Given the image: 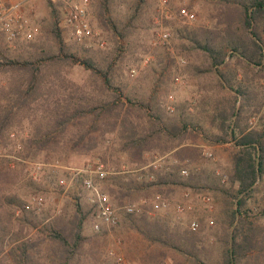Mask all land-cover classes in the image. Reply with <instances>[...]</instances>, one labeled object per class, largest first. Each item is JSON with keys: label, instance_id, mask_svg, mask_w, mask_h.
<instances>
[{"label": "rangeland", "instance_id": "374dc122", "mask_svg": "<svg viewBox=\"0 0 264 264\" xmlns=\"http://www.w3.org/2000/svg\"><path fill=\"white\" fill-rule=\"evenodd\" d=\"M48 2L51 3L50 0L25 3L26 14L41 26L43 34L35 40V47L30 42L20 44L16 49L8 48L9 57H29L39 51L59 54L60 59L47 64L40 73L43 86L39 91L49 98L59 101L66 97L75 102L78 97H83L93 104L113 95L120 98L119 102L127 103L129 99L138 105H151L162 117L165 130L160 133L157 144L144 152V159L152 161L166 153L177 158L176 150L191 148L185 154L182 151L183 158L177 159L188 165L192 176L187 179L179 175V180L188 183L186 185L163 187L162 193L171 204L170 217L152 218L163 219L172 228L177 225L187 228L191 220H196L201 232L200 262L194 263L157 244L149 246L124 221V213L114 229L97 236L92 228L96 217L91 212L81 226L85 237L82 245L64 264H220L225 233L219 223L225 217L223 210L236 200L233 195L237 184L230 181L234 143L229 134L236 118L229 115L234 92L221 86L220 77L215 73V67H210L206 54L193 49L189 41L193 31L217 25L216 4L208 0H165L163 3L160 0H110L103 8L101 17L106 25L102 26L97 14L103 0H92L94 24L104 37L106 47L87 49L74 43L60 28L65 50L72 56L66 57L58 51L59 42L49 32L52 17ZM190 14L192 18L188 17ZM162 31L169 33L166 40L159 37ZM262 34L264 37V27ZM0 38L5 45L1 33ZM88 59L94 62L91 68L84 64ZM104 61L112 64L107 78L102 77L103 71L97 70ZM219 69L235 86L244 85L251 90L250 104L240 117L241 127H260L264 123V69L230 55ZM8 89V78L0 73V106L6 103ZM42 94L40 98H43ZM239 103L240 98L236 107ZM15 111L12 125L0 135V217L12 236L35 238L36 229L42 224L57 217H69L79 207L87 213V192L73 176L72 169L96 160L105 162L112 171L137 167L121 150L116 131L100 136L97 145L84 153L52 142L42 146L45 136H41L47 117L40 111L34 114L25 108ZM146 112V109H137L131 113V119L140 125L139 128L147 127L149 123ZM223 119L229 124L226 139L215 141V136L224 135L220 130ZM174 126L182 127L181 133L169 135L166 127L172 131ZM73 129L77 130L76 127ZM10 133H14L13 138ZM116 175H125L127 179L134 177L132 173H120L112 174L108 179ZM100 185L112 198L114 196L115 202L120 198L132 202L142 194L151 198L156 192L155 187L137 190L132 183L133 189L128 194L111 195L108 191L112 187L110 180ZM185 192L189 196L183 198ZM203 194L209 196L208 203L201 200ZM12 197L21 202L20 207L7 203L6 200ZM180 202L184 203V212L175 221L174 207ZM248 206L252 208L253 219L264 231V190L251 196ZM23 215L26 220L22 219ZM38 240L40 255L48 260L52 252L47 236L40 235ZM111 249L122 257L120 263L108 253Z\"/></svg>", "mask_w": 264, "mask_h": 264}, {"label": "trees", "instance_id": "16d2710c", "mask_svg": "<svg viewBox=\"0 0 264 264\" xmlns=\"http://www.w3.org/2000/svg\"><path fill=\"white\" fill-rule=\"evenodd\" d=\"M109 1L103 0L99 6L97 18L102 26L106 25L101 17L103 8ZM208 1L216 4L218 9L217 25L213 28L201 27L193 31L189 41L193 49L201 50L206 54L210 67H215V73L220 77L221 86L234 92L229 115L236 116L234 128L229 133L234 143L230 181L237 184L233 195L236 200L223 210L225 217L219 223L225 233L220 264H264V231L253 219L252 208L248 206L251 196L264 190V123L257 128L241 127L240 117L250 104L251 90L244 85L235 86L231 79L225 77V73L219 69L228 55L236 56L248 65L264 69L262 34L264 0ZM48 6L52 17L49 32L59 42L58 51L66 57H72L68 55L60 38L61 30L56 25V6L52 2H48ZM0 42V73L6 75L9 86L6 103L0 106V135L12 125L15 110L25 108L34 114L40 111L39 113L48 119L42 131L41 137L45 136L42 146L52 142L54 145L62 144L74 151L84 153L97 145L100 136L109 131H116L121 150L127 153L130 163L139 167L149 162L146 158L144 159L143 154L152 144H157L160 133L165 130L162 117L157 111H153L151 105L145 103L138 105L129 99L127 103L119 102L120 98L116 99L113 95L111 98L99 99L93 104L83 97H78L75 102L66 97L59 101L53 97L49 98L39 91L43 86L40 73L48 66L47 64L59 60V54L49 55L39 51L29 57L11 58L8 55L10 51L6 45L2 44L1 38ZM30 45L35 47L37 43L34 41ZM84 64L91 68L94 62L88 59L84 61ZM111 66L110 61H104L102 67H97V70L103 71L105 74L102 77L107 78ZM40 94L43 98H40ZM238 98L240 103L236 107ZM137 109L141 111L146 109L145 114L149 121L147 127L139 128L140 125L135 124L131 119V113ZM228 127L229 124L223 119L220 122V130L224 132V135L215 136V141L226 139ZM166 130L170 133L169 135H178L182 127L174 126L172 131L166 127ZM182 151L185 154L191 151V148L176 150L175 156L178 159L183 158ZM179 168L180 165H174L171 172H157L155 180L150 182H138L135 177L127 179L125 175L112 176L105 181L110 180L112 187L108 191L111 195L117 192L123 196L128 194L129 190L133 189L132 183L137 186V190L146 191L155 187L156 192L162 193L163 187L188 184L179 180ZM191 178L189 174L187 179ZM223 191L227 192L224 189ZM146 195L142 194L139 197ZM6 201L16 207L21 206V202L15 197L8 198ZM116 202L119 205L124 203L121 198ZM91 212L90 207L87 213L82 212L79 207L69 217H57L37 228L35 238L12 236L0 217V264H64L74 256L76 248L82 245L85 237L81 233V226ZM22 219L26 220L25 215ZM124 221L130 228L135 229L149 246L157 244L185 260L200 262V229L193 231L179 225L172 228L163 219L152 218L145 212L124 214ZM95 233L99 236L106 234V231ZM40 235H46L50 243L52 253H49L48 260L40 255L38 240Z\"/></svg>", "mask_w": 264, "mask_h": 264}, {"label": "built area", "instance_id": "2783aa9c", "mask_svg": "<svg viewBox=\"0 0 264 264\" xmlns=\"http://www.w3.org/2000/svg\"><path fill=\"white\" fill-rule=\"evenodd\" d=\"M57 9V25L65 31L69 38L76 44L87 49H104L106 41L94 24V12L92 0H50ZM162 3L165 0H160ZM29 0H0V33L9 49H16L20 44L34 42L41 34V26L30 18L26 12L25 3ZM192 18L193 15H188ZM169 33L162 31L159 37L166 40ZM13 138L14 133H10ZM17 147H19L17 145ZM211 156V153H208ZM174 165H180L179 175L187 177L190 174L188 165L184 161L170 156L169 153L160 155L147 164L133 169L112 171L108 165L96 160L80 168H74L73 176L80 180L83 189L87 192L89 207L96 219L92 222L95 232L105 230L110 232L120 220V215L138 214L145 212L149 216H159L169 219L171 204L163 193L156 192L151 198L138 197L135 201L117 204L113 198L101 188L100 183L108 179L112 174L132 173L138 182H150L155 180L157 172H171ZM124 166V165H123ZM124 168V167H123ZM224 181L223 177L221 179ZM189 193H183V198ZM205 203L210 201L208 195H201ZM173 220L177 221L184 212V203H177L174 207ZM189 229L195 231L199 228L196 220H191ZM108 253L120 263L122 257L113 249Z\"/></svg>", "mask_w": 264, "mask_h": 264}]
</instances>
